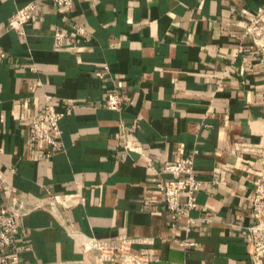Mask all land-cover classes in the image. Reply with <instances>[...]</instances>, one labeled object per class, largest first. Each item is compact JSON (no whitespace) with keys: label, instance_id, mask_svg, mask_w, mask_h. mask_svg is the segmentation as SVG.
<instances>
[{"label":"crops","instance_id":"0c3cea01","mask_svg":"<svg viewBox=\"0 0 264 264\" xmlns=\"http://www.w3.org/2000/svg\"><path fill=\"white\" fill-rule=\"evenodd\" d=\"M30 2L23 35L9 30ZM263 12L264 0H72L68 10L0 0V172L10 187L0 202L61 201L56 214L21 218L6 254L111 264L83 252L95 238L130 240L132 253L151 251L150 264H252L264 59L247 29ZM111 93L118 111L105 107ZM47 103L64 113L50 157L27 140ZM186 158L203 188L193 211L174 216L157 185L172 177L166 165Z\"/></svg>","mask_w":264,"mask_h":264},{"label":"built area","instance_id":"2783aa9c","mask_svg":"<svg viewBox=\"0 0 264 264\" xmlns=\"http://www.w3.org/2000/svg\"><path fill=\"white\" fill-rule=\"evenodd\" d=\"M56 7L68 10L72 0H53ZM35 10L33 2L17 9L8 20V29L23 35L26 25L32 19ZM78 35L84 34V29H76ZM247 33L252 35L253 41L261 49L264 55V46L260 44L259 37L264 38V12L252 22ZM65 38V33L56 30L53 34L55 47H60ZM261 41H264L261 39ZM3 57V55H0ZM101 77V73L96 74ZM122 98L115 93L107 96L105 101L106 109L118 111L122 106ZM69 109V108H67ZM64 116L63 112H57L52 105L47 103L43 114L33 117L28 129V145L32 148L46 149V157H50L53 150L59 146L61 131L59 121ZM260 155V175L254 193L250 198L252 216L256 224L250 228L249 250L252 264H264V145L258 147ZM164 173L172 177L157 185L158 191L163 196L167 210L174 216H187L196 206V196L202 190V184L196 179L193 170L192 158L183 159L177 163L166 165ZM10 191L0 172V191ZM183 197V202L181 198ZM61 201L58 195L48 194L44 203H32L27 198L16 196L8 199L7 202H0V264H23L17 255H7L6 251L12 244V237L20 232L19 221L32 211L47 209L51 213L57 212ZM187 223H193L188 218ZM189 231V228H186ZM130 240H124L120 245L114 241H100L95 238L87 239L83 245V252H92L97 255L100 261L111 264H150L154 257L150 250H142L134 254L130 251ZM188 245L193 246V243ZM35 264V263H30Z\"/></svg>","mask_w":264,"mask_h":264},{"label":"rangeland","instance_id":"374dc122","mask_svg":"<svg viewBox=\"0 0 264 264\" xmlns=\"http://www.w3.org/2000/svg\"><path fill=\"white\" fill-rule=\"evenodd\" d=\"M260 39V44H262L264 46V41H261V39L264 40L263 36L259 37L258 40ZM264 48V47H263ZM263 59H264V55H263Z\"/></svg>","mask_w":264,"mask_h":264}]
</instances>
